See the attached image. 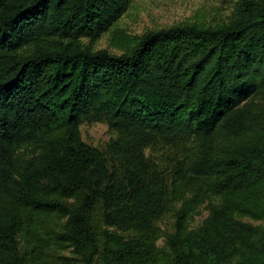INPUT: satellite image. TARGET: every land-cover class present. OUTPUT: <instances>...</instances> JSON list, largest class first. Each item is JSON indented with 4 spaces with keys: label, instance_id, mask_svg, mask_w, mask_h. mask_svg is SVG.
<instances>
[{
    "label": "trees",
    "instance_id": "16d2710c",
    "mask_svg": "<svg viewBox=\"0 0 264 264\" xmlns=\"http://www.w3.org/2000/svg\"><path fill=\"white\" fill-rule=\"evenodd\" d=\"M131 1L0 0V264H264V0L94 50Z\"/></svg>",
    "mask_w": 264,
    "mask_h": 264
},
{
    "label": "rangeland",
    "instance_id": "374dc122",
    "mask_svg": "<svg viewBox=\"0 0 264 264\" xmlns=\"http://www.w3.org/2000/svg\"><path fill=\"white\" fill-rule=\"evenodd\" d=\"M238 0H132L125 13L115 25L105 32L93 46L94 50L106 48L114 53H121L122 47L118 45L117 31L130 36H137L150 29L169 27L182 22L200 21L215 24L227 20ZM87 44L88 40H84ZM82 138L96 147H104L116 133L106 122H84L81 125ZM168 147L149 150L152 156L160 159L163 151ZM210 213L207 203L198 206L191 214L188 223L191 229H198ZM244 222L257 226H264V220H254L241 216ZM173 213H169L162 220L161 225L165 231L173 227ZM162 245V241H160Z\"/></svg>",
    "mask_w": 264,
    "mask_h": 264
}]
</instances>
